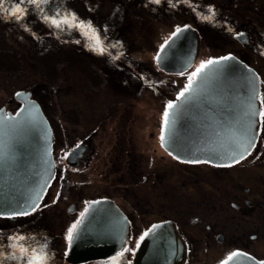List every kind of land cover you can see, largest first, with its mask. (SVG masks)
I'll use <instances>...</instances> for the list:
<instances>
[{
    "label": "flooded vegetation",
    "instance_id": "1",
    "mask_svg": "<svg viewBox=\"0 0 264 264\" xmlns=\"http://www.w3.org/2000/svg\"><path fill=\"white\" fill-rule=\"evenodd\" d=\"M172 7L179 21L174 31L166 40V35L152 40L148 54L136 49V19L165 18ZM185 28L188 34L178 48L166 52L170 64L163 67L159 57L167 42ZM57 53L62 59H55ZM227 56L238 57L260 78L261 124L255 148L229 164L182 160L161 139L167 105L188 87L202 64ZM11 57L19 64L17 85L13 94L0 93V109L16 112L22 106L20 91L39 101L53 130L55 172L35 212L0 213V254L25 258L6 259L5 264H26L27 258L44 254L47 264H137L140 248L148 254L141 260L146 264L175 253L181 254L171 259L176 264H225L237 252L264 260L257 250L264 238V0H0V72L7 69L3 59L14 61ZM28 65L42 69L44 80L24 84ZM84 65L87 79L100 93L80 91L83 99L75 101L79 89L69 68ZM62 91L65 99L60 102ZM135 98L148 104L143 113L149 137L145 167L137 155L136 140L141 145V139L133 128ZM172 164L178 174L181 168L192 175L198 168L212 172L211 182L188 176L169 184ZM250 168L255 172L247 177ZM215 174L224 182L223 191L215 187ZM158 183L169 197L171 191L176 193L173 184L188 189L192 185L188 203L197 195L215 207L217 191L240 214L239 225L218 229L209 214L180 207L172 215L149 218L151 194L139 190L151 191ZM99 202L104 209L96 217L110 224L109 231H122L116 237L120 242L103 246L118 250L72 259L67 235L74 234ZM114 207L120 218L113 217ZM144 233L148 235L142 241Z\"/></svg>",
    "mask_w": 264,
    "mask_h": 264
},
{
    "label": "water",
    "instance_id": "2",
    "mask_svg": "<svg viewBox=\"0 0 264 264\" xmlns=\"http://www.w3.org/2000/svg\"><path fill=\"white\" fill-rule=\"evenodd\" d=\"M187 34V29H182L167 42L159 57L163 67L170 64L166 52L178 48ZM227 57L231 59H214L219 63L200 70L191 81V90H184L172 103L175 107L168 110L165 145L182 160L229 164L255 148L261 124L260 78L238 57ZM18 94L22 101L19 110L0 109V213L30 210L33 201L39 204L55 172L50 121L30 92ZM103 209L101 202L93 205L77 225L69 251L72 259L97 258L118 250L103 246L105 242H120L116 237L122 235V231H109L110 224L96 217ZM112 212L113 217H121L116 207ZM238 253L225 264H264L253 255ZM147 256L140 248L137 264H146L141 260ZM178 257L181 254L175 253L152 264H176L171 259Z\"/></svg>",
    "mask_w": 264,
    "mask_h": 264
},
{
    "label": "rangeland",
    "instance_id": "3",
    "mask_svg": "<svg viewBox=\"0 0 264 264\" xmlns=\"http://www.w3.org/2000/svg\"><path fill=\"white\" fill-rule=\"evenodd\" d=\"M110 3V2H109ZM110 5V4H109ZM174 8H169L168 13L166 14L165 18H160V17H156V16H150L149 21L148 22H144V21H135V23L133 24L134 29H135V33H136V37L138 39L137 45H136V49L140 50V52H143L144 54H148V49H150V47L152 46V40L153 42L158 40V39H163V37L166 35V37L164 38L165 40L168 38V36L170 35V33L172 31H174V29L178 26L179 21H177L176 16L174 15L175 13ZM140 13L137 14L135 17H140ZM161 14H158V16ZM176 22V23H174ZM142 23H145L144 25ZM146 25V28H143V26ZM139 33V35H137ZM161 35V36H160ZM154 44V43H153ZM5 45V43H4ZM30 58L29 59H33V55L29 54ZM63 55H60V53H57L56 55H54L55 59H62ZM12 60H8L6 58L3 59L2 64L7 68V69H3L1 68V72H0V93H3L4 91V95L8 96L10 94H13L15 91V87L17 84H15V80L18 77V72H15L18 68H19V64L15 61L16 58L11 57ZM29 62V60H28ZM30 67L29 65L26 67V71H23L24 77H25V83H31V82H36L38 80L43 81L44 79V74H43V70L40 68H28ZM69 71L71 73V75H73L74 80L77 81V83H75V81H73V84L78 85V91L79 93L76 95L78 97H76L75 101H78L79 98L83 99V95L81 96L80 91H94V92H99L96 91L97 89L93 87L92 84H90L89 80L87 79V70H86V65H84L83 67L81 66L80 69L77 68V66H75V69L70 70ZM188 75H194L192 73L188 74ZM82 76V77H81ZM24 79V78H23ZM65 80V79H64ZM64 83V81L62 82ZM7 84V87H6ZM66 84V82H65ZM23 85V84H21ZM84 85V86H83ZM104 96H106V92L101 91ZM100 93V92H99ZM97 94V93H94ZM61 99H59V101L61 102V100L65 99V95L63 93V91L61 92ZM80 95V96H79ZM100 95V94H98ZM2 96V94H0V97ZM147 102L145 101V99L143 98H135V113H136V117L135 120L133 121V125H134V130L136 133V138H140L141 139V145L138 142V139L136 140L137 142V155H139L142 158V161L140 163L141 167H145V164H147V151L145 150L149 137H148V131H146L145 129V122L148 121L147 117H143V113L146 112V106H147ZM153 146H155L154 143H152ZM163 162V160L158 161L157 164L161 165ZM172 168L173 170V174H169L168 175V179H170V183H179L180 180L183 177H190L192 179H196L199 178L200 182H206L209 178V182H211V176H213V173L211 172L208 173L206 172L205 169H199L197 174L192 175L190 172H188L186 169L181 168L180 171H178L180 174L177 173V169L178 166H174L172 164ZM254 168V167H253ZM253 168H250L247 170V177H250V174L252 172H255V170H253ZM196 170V169H195ZM221 175V174H219ZM215 183L216 186L215 187H219L221 186V188H219L220 190L223 191V185L224 182L218 177V175L215 174ZM180 185V184H179ZM190 185V184H189ZM173 188L176 189V193H173V191H171V195L170 197L166 195L165 192L162 191L160 183H158L153 189H151L149 187H146V190L141 189L139 190V192H141L142 195H144V193L146 192V194L148 195V193L150 192L151 197H150V201L152 203V207H151V211L153 212V214H151L149 216V218H163L167 215H172L174 213H176V211L179 209V207L181 209H195L198 211L199 214L205 213V214H209L210 218L213 220V223H215V225H217L218 229H223L226 230V228H229L230 226H238L239 225V221L241 220V216L240 214L235 211L230 209V207H228L227 205V201L223 202L221 200V195H219V193H217L216 191V199H215V203H216V207L215 204H213L212 202H209L208 199L206 201H203L201 199L198 198L197 195H193V199L192 202L189 201V203L187 202V195L192 193V185H190L189 189L187 186H183L182 188L178 186V184H173L172 185ZM159 189H160V193H159ZM183 192V194L181 195V192ZM157 194V195H156ZM200 194H203L200 192ZM207 194V192L205 193ZM204 194V195H205ZM146 195V196H147ZM188 197L190 198V195H188ZM217 208V209H216ZM212 210V211H211ZM259 249H257L261 254L264 255V238L259 242L258 245Z\"/></svg>",
    "mask_w": 264,
    "mask_h": 264
},
{
    "label": "snow or ice",
    "instance_id": "4",
    "mask_svg": "<svg viewBox=\"0 0 264 264\" xmlns=\"http://www.w3.org/2000/svg\"><path fill=\"white\" fill-rule=\"evenodd\" d=\"M30 2H37V0H30ZM153 2H154V3H159L160 0H153ZM209 11H210V12H214L215 9H214V8H210ZM13 15H16V13H13ZM17 18L19 19L20 17L17 16ZM205 19H210V17H206ZM53 23H54V21H53ZM177 31L179 32L180 29H177ZM241 35H242V34H241ZM100 51H101V53H102V52H103V49L101 48ZM222 59H231V57H225V58H222ZM216 63H219V61L209 60V61L207 62V64H216ZM204 67H206V65H205V64H202V65H201V69H203ZM191 88H192V84H191V82H190L188 88L185 89V92L190 91ZM18 95H19V94H18ZM183 95H184V93H181V96H183ZM32 107H35V105L33 104ZM167 107H168V109H172V108H174L175 106H174L173 104L169 103V104L167 105ZM262 115H264V114H262ZM0 116H2V113H0ZM0 123H2V120H0ZM168 124H169V112L166 111V112L164 113V125H165V129H167ZM161 139L163 140L164 137L162 136ZM249 143H251V141H249ZM242 155H243V154H242ZM193 162H199V161H193ZM236 162H239V161L237 160ZM38 208H39V204H38L36 201H33L30 210H25V211H22V212H20V213H18V214H19V215H25V216H27V215H30L32 212H35ZM73 228H75V226H73ZM147 235H148V233H144V234L140 237V239L143 241L144 238H145V236H147ZM67 239H68L69 243H71V241L73 240V234H72V231H69V233H68V235H67ZM239 255H240V253H238V252L232 254L233 257H235V256H239ZM231 258H232V257H230L229 259H231ZM6 259L24 260L25 258H24L23 256H16L15 254L12 255V256H10V257H7V258H6V257H4L2 254H0V264H5V260H6ZM47 260H48V256H47V254H44V255H42V256H40V257H29V258H27V260H26V264H47Z\"/></svg>",
    "mask_w": 264,
    "mask_h": 264
}]
</instances>
